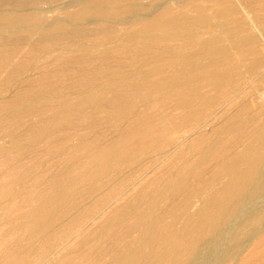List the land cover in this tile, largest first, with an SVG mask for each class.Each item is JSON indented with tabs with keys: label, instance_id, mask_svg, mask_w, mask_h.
Segmentation results:
<instances>
[{
	"label": "bare ground",
	"instance_id": "1",
	"mask_svg": "<svg viewBox=\"0 0 264 264\" xmlns=\"http://www.w3.org/2000/svg\"><path fill=\"white\" fill-rule=\"evenodd\" d=\"M0 264H264V0H0Z\"/></svg>",
	"mask_w": 264,
	"mask_h": 264
},
{
	"label": "rangeland",
	"instance_id": "2",
	"mask_svg": "<svg viewBox=\"0 0 264 264\" xmlns=\"http://www.w3.org/2000/svg\"><path fill=\"white\" fill-rule=\"evenodd\" d=\"M248 82H250V81H248Z\"/></svg>",
	"mask_w": 264,
	"mask_h": 264
}]
</instances>
